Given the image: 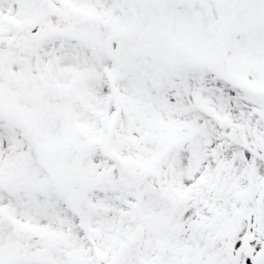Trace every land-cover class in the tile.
Here are the masks:
<instances>
[{
    "label": "snow or ice",
    "instance_id": "obj_1",
    "mask_svg": "<svg viewBox=\"0 0 264 264\" xmlns=\"http://www.w3.org/2000/svg\"><path fill=\"white\" fill-rule=\"evenodd\" d=\"M0 264H264V0H0Z\"/></svg>",
    "mask_w": 264,
    "mask_h": 264
}]
</instances>
